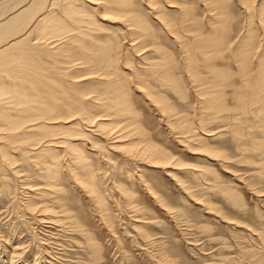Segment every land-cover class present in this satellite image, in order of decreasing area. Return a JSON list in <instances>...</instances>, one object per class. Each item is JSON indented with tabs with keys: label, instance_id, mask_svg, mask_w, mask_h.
<instances>
[{
	"label": "rangeland",
	"instance_id": "374dc122",
	"mask_svg": "<svg viewBox=\"0 0 264 264\" xmlns=\"http://www.w3.org/2000/svg\"><path fill=\"white\" fill-rule=\"evenodd\" d=\"M130 2L133 10L148 20L153 30L152 37L143 42L131 34L138 30L135 26L124 23L123 18L112 20L113 18H109L110 14L103 13V4H108L105 0H41L36 11L32 10L30 16L28 15L29 25L32 26L34 23L31 22L41 19L42 13L47 10L49 14L52 11V15L66 26L63 30L54 28L46 34L36 30L28 35L25 52L39 63L38 70L35 67H20L16 62L9 65L12 69L9 66L0 68V87L4 91L8 88L6 92L9 93L2 97L0 95V113H7L12 117L19 113L18 108L22 105L19 106L14 101L21 97L20 92H25L26 96L30 93L28 85L33 81L32 73L36 74L35 71L42 76L40 81L34 79L39 81V91H55L58 94L64 91L65 94L63 92L59 97L65 100L73 98L80 103H92L89 108L96 103L95 106L104 104V88H113L102 87V93L98 86H106L107 81L109 85H113L112 82L115 81V86L123 88L129 105L136 112L137 116L133 119H137L135 122L132 119L133 123L139 124L135 125L139 130H133L130 136H125L126 139H132L133 143L138 140L142 143L141 146L151 142L171 156L169 160L172 163L167 166L156 165L146 158L136 156L134 147L132 150L125 148V145H131L128 141L117 139L113 142L109 137L107 140L102 132L103 127L80 120L81 114H77L79 119L75 117L73 122L64 125L70 126L77 122L71 125L76 134L72 131L74 135L69 137V142L77 148L84 165L76 164L74 153L66 146L68 136L56 135L59 139L55 138L51 142L59 162L54 180L49 179L45 167L52 163L50 157L45 156L43 159L36 154L33 149L35 145L28 147L19 141L13 143L11 140L9 143V138H1L0 148L8 155L11 154V158L9 156L5 163L0 156V264H264V111L259 112V108H264V103L254 104L258 106L257 109L255 106H247L244 115L241 112L244 113L245 109L234 97L243 84L241 64L239 65L235 53L238 45H241V39L247 36L248 21L252 24L250 30L257 32V39L260 38L263 42L261 24L254 8L248 11L240 0H228L225 13L227 16L230 14V23L226 30H221L217 26L222 20L218 24L219 19L216 16L219 10L212 0H155L163 12H167L165 15H169L172 24L174 23L172 27L167 24L171 28L169 29L164 18L157 15L148 0ZM27 3L25 0H0V21L7 19ZM68 6L72 11L71 15L64 9ZM210 6L214 9H210ZM74 9H79V14L85 11L83 18ZM73 12L75 17H71ZM226 14L218 17L221 19ZM187 16L192 18H185ZM213 17L217 19L216 24ZM188 26L194 28L190 29ZM217 30L218 34L225 33L221 47L215 49L210 46L211 53H201L199 43L211 35H217L214 32ZM44 35L46 40L42 39ZM15 36L16 34H11L2 42L0 40V49ZM100 38L104 45L99 41ZM94 42L97 43L96 46L110 48L105 47V52L108 54V63L115 60L113 66H104L105 70L95 63L96 57H92L95 52V44H92ZM81 45L88 48L90 53L87 50L86 52L91 55V59H84L80 55L83 51ZM184 49H191V52L194 50L193 60L197 65L195 69L202 80H216L212 71L222 70L217 75V81H223L224 86L227 84L225 81H229L228 86L225 88L221 82H217V86L219 85L220 95L223 93L222 104L225 102L223 106H226L224 110L228 109L225 111L227 114L221 111L223 116L218 113L213 118L209 109L204 108L208 95H202L203 87L191 77L189 71H185L188 60ZM250 49L248 55L250 57L252 53L253 56L247 60V69L253 80L258 57L255 56L256 48L253 49L254 52ZM2 50L13 53L10 47ZM166 55L172 59L171 75L178 80V86H173L154 72L157 64L164 61ZM208 60H211L213 68L210 66L206 70L205 61ZM91 67L95 70L98 68V71ZM224 72L227 77L225 74L221 75ZM137 76L145 79L144 85L139 84L141 82L136 79ZM44 77L51 80L47 82ZM17 78L29 84L26 82V85ZM10 84L18 88L15 90ZM147 88L153 89L166 103L157 102L147 93ZM14 91H17V95H14ZM246 93L249 95L248 91ZM232 101L237 102L236 105ZM95 106L92 108L94 112ZM162 106H167L170 110H162ZM6 109H9L8 112H5ZM107 118L109 117L105 118L107 122L113 120L111 117L109 120ZM116 119H119L120 124L130 121L132 125L126 127L134 125L131 119L121 121L118 117L112 123ZM0 127H6L2 119ZM1 128L2 133L4 129ZM83 167H89L92 173V181L98 189L102 209L86 188L82 185L81 187L75 179V173H85Z\"/></svg>",
	"mask_w": 264,
	"mask_h": 264
},
{
	"label": "bare ground",
	"instance_id": "6f19581e",
	"mask_svg": "<svg viewBox=\"0 0 264 264\" xmlns=\"http://www.w3.org/2000/svg\"><path fill=\"white\" fill-rule=\"evenodd\" d=\"M54 1V0H53ZM147 1V0H146ZM159 1V0H158ZM174 1V0H173ZM176 1H178V0H176ZM212 1H214V4H215V6L218 8V12H217V15L218 16H221L222 14L223 15H225L226 13L225 12H227V3H228V0H212ZM254 1H256V0H240V2H243V4L246 6V8H247V10L248 11H250V10H252L253 8H254V11L256 12V15H257V18H258V20H259V22H260V24H261V30H262V37H263V42H261V40H260V38L259 39H257V37H256V33L257 32H255L254 33V30L253 29H251L250 30V26H251V28H252V24L248 21L247 22V30H248V32L246 33L247 34V36L246 37H244L243 39H241L242 40V42H241V40L239 41V42H241V45H238V47L236 48V53L235 52H233V53H235L236 54V59L238 60V62H240L239 63V65L241 66L240 67V74H241V77H242V88L240 89L239 88V91H236V96H234L237 100H239L238 102H240L239 104L245 109V111H244V113H243V108L241 109V113L242 114H244L245 115V112H246V107L248 106H255L254 104H259V103H264V0H259V2H258V0L256 1V2H258L259 4H256V2H254ZM22 2V1H21ZM25 2L27 3V0H25ZM68 2V1H67ZM106 2H108V4H103V7H102V9H103V13H107V14H110V16H109V18H113L112 20H114V18H123V21H124V23H126L127 22V24L128 25H132V26H135V28H137L138 30L136 31V32H134L133 30V33H131V34H133V35H136L137 37H139L140 38V41L141 42H143V41H145L146 39H148V38H151L152 37V27L149 25V23L147 22L148 20H146L144 17H142L141 15H139L138 14V12L136 13L134 10H133V8H132V4H131V2H130V0H105V3ZM148 2L150 3V5L152 4L153 5V7L152 8H154L155 10H156V13H157V15L159 16V17H163L164 18V20H165V22H166V25L168 24L169 26H173V24H172V22H171V18L170 17H168V16H166L165 14L167 13H164L163 12V10H162V7L158 4V3H156L155 2V0H148ZM166 2V1H165ZM164 2V3H165ZM181 2V1H180ZM211 2V1H210ZM65 3H66V1H65ZM103 3V2H102ZM160 3V2H159ZM179 3V2H178ZM184 3V2H183ZM208 3V2H207ZM206 3V4H207ZM68 4V3H67ZM70 4V3H69ZM68 4V5H69ZM171 4V3H170ZM186 4V3H185ZM205 4V3H204ZM39 5H41V0H29V2L27 3V4H25V5H23V6H20L19 8H18V10H16V12H14L13 14H11L7 19H5V20H3V21H0V40H1V42H2V40H5V38H7L9 35H11V34H16V36L11 40V41H9L8 43H7V45L5 46V47H10V48H12V51H13V53H6L5 51L6 50H2V49H4L5 47H3L2 49H0V68H2V69H5V68H7L9 65H11V63H13V62H16V63H18L19 64V66L20 67H29V69H34V67L38 70L39 69V63L37 64L34 60H33V58L30 56V55H28L26 52H25V49H26V45H27V42H26V39H27V37H28V35L30 34V33H32L33 31H36V30H40L41 32H43L44 34H46L47 32H49V31H52V30H50V29H53L54 30V28H55V30H57V29H59V30H63L64 29V27L66 26H64V25H62V23H60V21L54 16V14L52 15V11L50 12V14L49 13H47L48 11L46 10L45 11V13L43 14L42 13V18L41 19H39L38 18V21H36V22H31L33 25L32 26H30L29 25V23H28V15L30 16V13L32 12V10H33V12H34V10L36 11V9L38 8V6ZM53 5V4H52ZM105 5V6H104ZM161 5H162V3H161ZM181 5V4H180ZM187 5V4H186ZM66 6V5H65ZM64 6V7H65ZM72 5H70V7H71ZM183 6L184 7H186L184 4H183ZM188 6V5H187ZM213 6V5H212ZM212 6H210V9H211V7ZM70 7L68 6L67 8H64V9H67V11L69 12V14L72 12L71 10H70ZM72 7H74L75 8V6H72ZM180 7V6H179ZM205 7V6H204ZM82 8V7H81ZM80 8V9H81ZM213 8V7H212ZM45 9V8H44ZM73 9V8H72ZM180 9H182V8H180ZM184 9V8H183ZM182 9V10H183ZM191 9V8H190ZM214 9V8H213ZM226 9V10H225ZM76 9H74V11H75ZM77 10H79V9H77ZM75 11V13L76 12H78V14H79V11ZM83 10V9H82ZM153 10V9H152ZM164 10H165V8H164ZM189 11V10H188ZM81 12V11H80ZM83 13L85 12V11H82ZM154 12V11H153ZM187 12V11H186ZM191 12V11H190ZM214 12H215V10H214ZM83 13H81V14H79L80 15V17L81 18H83V16L84 15H82ZM182 13V12H181ZM184 13V12H183ZM182 13V14H183ZM213 13V12H212ZM65 14H67L66 13V11H65ZM69 14H67V15H69ZM78 14H76L77 16H78ZM189 14V13H188ZM32 15V14H31ZM41 15V14H40ZM71 15V14H70ZM69 15V16H70ZM82 15V16H81ZM184 15H185V13H184ZM183 15V16H184ZM189 15H191V13L189 14ZM213 15V14H212ZM216 15V14H215ZM230 15V14H229ZM227 16V14H226V16H223L221 19H220V17H218V16H216L217 17V19H219L218 21V24L220 23V20H222L221 21V23H220V25L219 26H217V29H218V27L219 28H221V30L222 29H224V30H226L227 29V26L229 25V20H230V16ZM38 16V15H37ZM36 16V17H37ZM74 16V12H73V14H72V16L71 17H73ZM34 17V16H33ZM71 17H70V19H71ZM75 17V16H74ZM79 16H78V18H80ZM189 16H187V17H185V18H188ZM196 17V16H195ZM216 17H213V20H214V18H215V24L217 23L216 22ZM170 18V19H169ZM181 18V17H180ZM184 18V19H185ZM190 18V17H189ZM192 18V17H191ZM190 18V19H191ZM30 19V18H29ZM209 19V18H208ZM72 20L74 21V19L72 18ZM81 20V19H80ZM80 20H78V21H80ZM186 21H187V19H185ZM196 20V19H195ZM200 20V19H199ZM203 20V19H202ZM202 20H200V21H202ZM210 20V19H209ZM208 20V21H209ZM212 20V19H211ZM210 20V21H211ZM232 20V19H231ZM32 21V20H31ZM75 21H77V19H75ZM115 21H117L116 19H115ZM180 21V20H179ZM183 21V20H182ZM81 23H82V21H80ZM80 22H76V24L77 23H80ZM83 22H84V20H83ZM184 22V21H183ZM188 22H190V21H188ZM191 22H193V20L191 21ZM86 23H88V22H86ZM194 23V22H193ZM198 23V22H197ZM254 23V22H253ZM64 24V23H63ZM186 24V23H185ZM188 24V23H187ZM195 24V23H194ZM194 24H193V26H194ZM208 24V23H207ZM214 24V23H213ZM167 25V26H168ZM190 25V24H189ZM192 25V24H191ZM255 25V24H254ZM168 26V27H169ZM175 26H176V24H175ZM193 26H191V27H193ZM200 26V25H199ZM57 27V28H56ZM185 27H187V26H185ZM184 27V28H185ZM188 27H190V26H188ZM191 27H190V29H191ZM195 27H196V25H195ZM212 27H213V25H212ZM211 27V28H212ZM216 27V26H215ZM27 28V29H26ZM181 28V27H180ZM194 28V27H193ZM197 28V27H196ZM195 28V29H196ZM210 28V29H211ZM169 29H171L170 27H169ZM199 29V28H198ZM202 29V28H201ZM241 29V28H240ZM254 29H255V27H254ZM58 30V31H59ZM188 29H186V31H187ZM220 30V32H222ZM253 30V31H252ZM193 31V30H192ZM203 31V30H202ZM174 32H177V30H174ZM188 32V31H187ZM189 32H191V31H189ZM194 32H195V30H194ZM196 32H198V31H196ZM200 32H201V30H200ZM217 35H215L214 37H206L207 39L206 40H203L201 43H199L200 44V46L198 47V48H200V50L199 51H201V53H204V54H207V53H211L210 52V49H209V47L210 46H213L215 49L218 47V46H220L221 47V45L223 44V42H224V39H223V37H224V35H225V33H223L222 35L221 34H218V30L217 31H214ZM204 33H205V31H204ZM208 33V32H207ZM211 33H212V31H211ZM130 34V35H131ZM191 34V33H190ZM199 34V33H198ZM201 34V33H200ZM213 34V33H212ZM227 34H228V32H227ZM226 34V35H227ZM37 35V34H36ZM80 35V34H79ZM87 35V34H86ZM204 35V34H203ZM205 35H206V33H205ZM214 35V34H213ZM82 36L83 37H85L84 36V34H82ZM89 36V35H88ZM154 36V35H153ZM193 36H195V35H193ZM202 36V35H201ZM201 36L199 37V38H201ZM242 36V35H241ZM180 37V36H179ZM258 37H259V35H258ZM45 38V39H44ZM48 38V37H47ZM108 38V37H107ZM183 38V37H182ZM196 38V37H195ZM198 38V37H197ZM228 38H229V36H228ZM242 38V37H241ZM32 39V38H31ZM30 39V40H31ZM37 39V38H36ZM42 39L43 40H46V37H45V35L44 36H42ZM86 39V38H85ZM88 39H89V37H88ZM136 39V38H135ZM237 39H239V37L237 38ZM236 39V40H237ZM262 39V38H261ZM74 40H75V37H74ZM108 40V39H107ZM112 40V39H111ZM179 40V39H178ZM35 41V40H34ZM57 41V40H56ZM77 41L79 42V40L77 39ZM94 41H96V40H94ZM99 41H101V38H100V40ZM105 41V40H104ZM182 41V40H181ZM38 42V41H37ZM36 42V43H37ZM97 43H98V41H96ZM102 42V41H101ZM109 42V41H108ZM232 42V41H231ZM235 42V41H234ZM29 43V42H28ZM46 43V42H45ZM76 43V42H75ZM96 43V44H97ZM190 43H191V40H190ZM230 43V42H229ZM238 43V42H237ZM31 44H32V42H31ZM31 44L29 45V46H31ZM41 44V43H40ZM88 44V43H87ZM92 44H95V42L94 43H92ZM96 44H95V48L94 47H92V48H94L93 49V54H94V56H92V57H96V59H94V60H97L95 63H97L99 66H101L102 67V69H105V68H103L104 66H107V65H109L110 67L111 66H113L114 64H115V60L113 61V60H109L110 62L108 63L107 61V57H108V54H107V52H105L108 48H107V46H105L107 49L105 50V47L103 48V42H102V47H101V45H97L96 46ZM100 44V43H99ZM192 44V43H191ZM190 44V45H191ZM194 44V43H193ZM198 44V43H197ZM198 44V45H199ZM239 44V43H238ZM89 45V48H90V44H88ZM106 45H107V43H106ZM182 45H183V43H182ZM186 44H184V46H185ZM189 45V44H188ZM195 46L194 47H196V44H194ZM228 45V44H227ZM226 46V45H225ZM81 47H83V45H81ZM80 47V48H81ZM189 47V46H188ZM219 47V48H220ZM224 47V46H223ZM226 47H229V46H226ZM225 47V48H226ZM245 47H248V48H245ZM29 48V47H28ZM190 48V47H189ZM252 50H251V49ZM254 48H256V51H255V56L257 55V57H258V66H257V71L255 72L256 74V76H255V78L253 79V80H251V77L248 75V67H247V60H248V58H250L251 56H253V54L251 53V55H250V57H249V49L251 50V52L253 51V49ZM91 49V48H90ZM89 49V50H90ZM110 49V48H109ZM186 49V48H185ZM185 49H184V51H185ZM188 49V48H187ZM234 49V48H233ZM81 50H83L82 51V53L80 54L82 57H84V59L86 58H88V59H91L90 58V54H87V52H89L88 51V48H86L85 46L83 47V48H81ZM86 50H87V52H86ZM28 51V50H27ZM92 51V50H91ZM109 51H111V50H108V52ZM190 51V52H189ZM194 51V50H193ZM193 51L191 52V49H189L188 51H185V52H187L186 53V60H188L187 61V64H186V67H185V69H187V70H185V71H189L190 72V74H192V76L191 77H194V79L198 82V84H200V86L201 87H203L202 88V91H201V93H202V95H204L205 97H206V95H208L207 96V101H206V103L204 104V108H208L209 109V112H210V114H211V116L213 117V118H215V117H217L216 115L219 113L220 114V112L222 111H224V114H227V113H225V111H227V110H224L225 108L224 107H226V106H223V104L225 103V102H223V104H222V94L220 95V90H219V85L217 86V84L219 83V82H221V81H217V75L218 74H220V72L222 71H215V70H217V69H215V70H213L212 71V73H213V75H214V77H216V80L215 79H210V81L208 80H205V79H203L202 80V78H200L201 76L198 74V72H197V70L195 69V65L196 64H194L195 62H194V60H193ZM196 51V50H195ZM212 51H214L213 49H212ZM220 51V50H219ZM224 51V50H223ZM52 52H53V49H52ZM254 52V51H253ZM48 53V52H47ZM90 53V52H89ZM222 53V52H221ZM92 54V53H91ZM92 54V55H93ZM196 54V53H195ZM214 54V53H213ZM232 54V53H231ZM184 55V54H183ZM200 55V54H199ZM208 55V54H207ZM212 55V54H211ZM111 56H112V54H111ZM215 56V55H214ZM218 56V55H217ZM185 57V56H184ZM198 57H200V56H198ZM197 57V58H198ZM80 59V58H79ZM115 59V58H114ZM200 59L202 60V58L200 57ZM213 59V58H212ZM211 59V60H212ZM186 60H185V62H186ZM203 60H204V58H203ZM211 60H208V61H205L206 62V64L207 65H209V66H206V64H205V67L204 68H206V70H207V67L208 68H210V66L212 67V62H211ZM214 60V59H213ZM212 60V61H213ZM216 60V59H215ZM214 60V61H215ZM234 60V59H233ZM250 60H252V59H250ZM255 60V59H254ZM90 61V60H89ZM196 61V60H195ZM43 63V62H42ZM235 63V62H234ZM236 63H237V61H236ZM235 63V64H236ZM17 64V65H18ZM93 64H94V62H93ZM92 64V65H93ZM171 64H172V59L169 57V55H166V56H164V61H162V62H160V63H158L157 64V67L155 68V70H154V72H155V74H157V75H159V77H163L164 79H167L173 86H178L179 85V82H178V80L176 79V77L174 76H172L171 75V73H172V70H171ZM198 64V63H197ZM43 65V64H42ZM41 65V66H42ZM45 65H46V63H45ZM91 65V66H92ZM202 65H204V64H202ZM250 65V64H249ZM18 66V67H19ZM109 66H107V67H109ZM153 66V65H152ZM197 66V65H196ZM254 66H255V64H254ZM10 67V69H12L11 68V66H9ZM16 67V66H15ZM94 68H95V66H93ZM116 67V66H115ZM115 67H114V69H115ZM256 67V66H255ZM254 67V68H255ZM44 68V67H43ZM92 68V67H91ZM94 68H92V70L94 69ZM183 68H184V66H183ZM197 68V67H196ZM200 68V67H199ZM198 68V69H199ZM213 68V67H212ZM212 68H211V70H212ZM9 69V70H10ZM17 69V68H16ZM26 69V68H25ZM102 69H101V71H102ZM218 69H219V67H218ZM256 69V68H255ZM23 70V69H22ZM95 70V69H94ZM106 70V69H105ZM105 70H103V71H105ZM109 70H110V68H109ZM112 70V69H111ZM226 70V72H228L227 71V69H225ZM16 71V70H15ZM21 71V70H20ZM27 71V70H26ZM32 71V70H31ZM91 70H89V72H90ZM95 71H98V68H97V70H95ZM100 71V70H99ZM100 71V72H101ZM115 71V70H114ZM171 71V72H170ZM199 71V70H198ZM3 72H5V71H3ZM18 72H19V70H18ZM24 71H21V73H23ZM36 72V74L38 75H36L35 73H32L33 75H34V78H32V82L29 84L27 81V83L29 84L28 86H29V88L31 89V91H30V93L28 94V95H31V96H26L23 92H20L21 94H19L21 97H18L17 99L16 98H14V99H16L14 102H18L19 104V106L20 105H22V106H20L19 108H18V111H19V113H17V115L15 116V117H12V116H10V115H8L7 113H0V120L2 119V121H4L5 122V124H6V127L4 128V127H0L4 132H0V139L1 138H6V139H8L7 140V142L9 141V143H11V140H12V142L14 143L15 141H19V142H21V143H23L24 145H28V147H30V146H34L35 145V147L33 148L34 150H36V154H39L40 156H42V158L44 159V157L45 156H48V157H50V159L52 160H50V162H52L51 164H48V165H46L45 167H47V173H48V175H49V179L51 178V179H55L56 177V174H57V172H58V169H57V167L58 166H56L57 164H59V162H57L58 161V155L56 154V150H54V148L53 147H51V146H53L52 145V140H55V138H58L59 136H56V135H63V134H65V135H67L68 136V138L71 136V135H74V134H76V132L73 130V128L71 127V125H74L75 123H77V122H75V123H73V124H71L70 126H65L64 124L65 123H68V122H70V121H72V119H75V117H77L78 119H79V116L78 115H80V120H84L86 123H89V124H95V126H97V127H103V130H102V132H104L105 133V138L107 137V140H109V139H111L113 142L114 141H116L117 139H121V141H128L127 139H126V137L125 136H130L129 134H131L132 133V131L133 130H139V127H136L135 125H138L139 126V124L138 123H133V121H132V119L134 118V117H136L137 115H135V113L136 112H134V110H132V108H131V106L129 105V101H127V95L125 94V91L123 90V88L121 87V86H119V87H121V89L119 88V87H116L115 86V81L114 82H112V81H110V82H112L113 83V85H109V83H108V81L107 82H105V83H107V84H105L106 86H98V87H101V91H102V87H108V86H113V88L111 89V90H109L108 88L106 89V88H104L105 89V92H104V94L106 95V97H104L103 99H105L104 101H103V99H101L102 101H103V103L104 104H100L99 103V105L98 106H95L96 107V109H95V112H94V110L92 109L93 107L91 106L90 108H89V105H93L92 103H90L89 104V102L88 103H86V101H85V103H80V102H76L73 98H69V99H67V100H65L64 98H61V97H59V94L61 95V94H63V92H61L60 91V93L58 94L57 92H55V91H47V90H44V91H39V88H40V84L38 83L40 80V78H42V76L40 77L39 76V73L37 72V71H35ZM42 72V71H41ZM106 72V71H105ZM111 72V71H110ZM133 72H136V71H133ZM188 72V73H189ZM207 72H209V71H207ZM11 73H12V71H11ZM10 73V74H11ZM43 73V72H42ZM44 73H46V72H44ZM99 73V72H98ZM103 73V72H102ZM24 75H25V73H23ZM91 74H93V73H91ZM96 74H97V72H96ZM222 74H225V72L224 73H221V75ZM13 75V74H12ZM19 75V74H18ZM47 75V74H46ZM105 76H107V75H109V74H104ZM103 75V76H104ZM209 75V74H208ZM8 76V75H7ZM23 76V75H22ZM44 76H45V74H44ZM49 76V75H48ZM90 76H92V75H90ZM200 76V77H199ZM212 76V75H211ZM223 76V75H222ZM225 76H226V74H225ZM234 76V75H233ZM232 76V77H233ZM13 77L14 76H12V79H13ZM87 77V76H86ZM88 77H89V75H88ZM208 77H210V75L208 76ZM213 76H212V78H214ZM227 77V76H226ZM225 77V78H226ZM230 77V76H229ZM8 78H10L9 76H8ZM45 79L47 78V77H44ZM204 78H205V76H204ZM231 78V77H230ZM240 78V77H239ZM12 79H10V80H12ZM17 79H20V78H17ZM16 79V80H17ZM34 79H36V80H39V81H36V80H34ZM136 79H138V80H140V82L141 83H139V84H141V85H144V80L145 79H143L141 76H140V79H139V76H137V78ZM160 79V78H159ZM222 79H223V77H222ZM20 80H22V81H24L25 82V80H23V79H20ZM19 80V81H20ZM42 80H44V79H42ZM47 80V79H46ZM49 80V79H48ZM48 80H47V82H48ZM51 80V79H50ZM49 80V81H50ZM111 80H112V78H111ZM160 80H162V78L160 79ZM219 80H220V77H219ZM224 80H226V79H224ZM227 80H229V78H227ZM241 80V79H240ZM14 81V80H13ZM163 81V80H162ZM180 81V80H179ZM192 81H193V79H192ZM231 81V80H230ZM21 82V81H20ZM25 82V83H26ZM45 82V81H44ZM119 82V81H118ZM218 82V83H217ZM229 82V81H228ZM228 82H226L225 81V83H227L228 84ZM19 83V82H18ZM17 83V84H18ZM24 83V84H25ZM27 83H26V85H27ZM51 83V82H50ZM103 83V82H102ZM222 83V85H223V81L221 82ZM220 83V84H221ZM53 83H51V85H52ZM227 84H225V86H228ZM231 84H233L232 82H231ZM11 85V84H10ZM99 85V84H98ZM104 85V84H103ZM222 85H221V87H222ZM27 86V87H28ZM42 86V85H41ZM95 86V85H94ZM97 86V85H96ZM118 86V85H117ZM199 86V87H200ZM224 86V85H223ZM224 86V87H225ZM229 86H230V84H229ZM3 87V86H2ZM7 87V86H6ZM10 87V86H9ZM11 87H13L14 88V86H12L11 85ZM10 87V88H11ZM44 87V86H43ZM218 87V88H217ZM221 87H220V89H221ZM231 87H232V85H231ZM235 87V86H234ZM18 88V87H17ZM17 88H14L15 90L17 89ZM110 88V87H109ZM198 88V87H197ZM223 88V87H222ZM226 88V87H225ZM228 88V87H227ZM230 88V87H229ZM8 89V88H7ZM6 89V90H7ZM127 89V88H126ZM125 89V90H126ZM232 89V88H231ZM234 89V88H233ZM6 90L4 91L1 87H0V95H1V97L3 96V95H5L6 96V94H9V93H7L6 92ZM19 90H20V88H19ZM22 90V89H21ZM24 91V90H23ZM127 91V90H126ZM222 91V90H221ZM249 92V95H247V93L246 92ZM12 92H13V89H12ZM17 93V91H14V95H17L16 93ZM180 92H181V90H180ZM19 93V92H18ZM102 93H103V91H102ZM101 93V94H102ZM147 93L149 94V95H151V96H153L154 98H155V100L157 101V102H164V104L166 103L163 99V97H160L156 92H154V90L153 89H148L147 88ZM229 93H231L230 92V90H229ZM64 94H65V92H64ZM226 94H228V93H226ZM231 94H233V92L231 93ZM76 95V94H75ZM81 95V94H80ZM100 95V94H99ZM228 95H230V94H228ZM228 95H225L224 94V96H228ZM246 95H247V97H246ZM4 96V97H5ZM11 96H13V94L11 95ZM85 96V95H84ZM84 96H82V97H84ZM9 97V96H8ZM14 97V96H13ZM17 97V96H16ZM95 97H96V95H95ZM230 97V96H229ZM93 98H94V96H93ZM96 98H98V97H96ZM232 98H233V96H232ZM7 99V98H6ZM9 99V98H8ZM203 99V98H202ZM224 99V101H226L225 100V98H223ZM11 100V99H10ZM91 100V99H90ZM94 100V99H93ZM92 100V101H93ZM97 100V99H96ZM100 100V101H101ZM231 100H233V99H231ZM2 101V100H1ZM12 101V102H13ZM98 102H99V100H97ZM11 102V101H10ZM205 102V101H204ZM233 102V101H232ZM1 103V102H0ZM4 103V102H3ZM8 103V102H7ZM235 105H236V103L235 102H233ZM5 104V103H4ZM201 104V103H200ZM1 105V104H0ZM3 105V104H2ZM259 105H261V104H259ZM5 106V105H4ZM239 106V105H238ZM17 107V106H16ZM256 107V106H255ZM258 107V106H257ZM257 107L255 108V109H257ZM262 107V106H261ZM15 108V107H14ZM164 109H166V110H170V108L169 107H167V106H162V110H164ZM238 109V108H237ZM239 109V110H240ZM255 109H253V110H255ZM3 110V109H2ZM7 110V109H6ZM5 110V112H8V110L6 111ZM230 110V109H229ZM247 110H248V108H247ZM250 110H252V109H249V111ZM260 111H264V108H259V112ZM16 112H17V110H16ZM96 112H100L101 114H98V115H96L97 113ZM255 112H257V111H255ZM258 112V113H259ZM12 113V112H11ZM13 113H15V112H13ZM96 113V114H95ZM254 113V112H253ZM252 113V114H253ZM260 113H262V112H260ZM264 113V112H263ZM78 114V115H77ZM222 114V113H221ZM220 114V115H221ZM238 114V113H237ZM250 114V113H249ZM257 114V113H256ZM255 114V115H256ZM11 115H13V114H11ZM208 115H209V113H208ZM243 115V116H244ZM258 115V114H257ZM72 116H74V117H72ZM112 116H115V117H118V118H120V120L121 121H124V120H130L131 119V123H133L134 125L131 127H126V126H128V125H132V124H130L129 122L128 123H123V124H120L119 123V119L117 120H115V122L114 123H112V121L114 120V118H112ZM221 116H223V115H221ZM225 116L226 115H224V118H225ZM242 116V117H243ZM247 116H250V115H247ZM253 116H254V114H253ZM259 116V115H258ZM106 117H111L113 120L111 121V122H107L106 121V119L105 118ZM211 117V118H212ZM219 117V116H218ZM228 117V116H227ZM239 117V116H238ZM240 117H241V115H240ZM109 118H107V120H109ZM110 118V119H111ZM210 118V117H209ZM223 118V117H222ZM221 118V120H223ZM245 118V117H244ZM255 118V117H254ZM256 118H258V117H256ZM135 119H137V118H135ZM135 119H133L134 120V122H135ZM241 119V118H240ZM263 119V118H262ZM261 119V120H262ZM220 120V119H219ZM239 119H237V121H238ZM226 121V120H225ZM228 121V120H227ZM253 121H254V119H253ZM259 121H260V119H259ZM263 121H264V119H263ZM263 121H262V123H263ZM73 122V121H72ZM137 122V121H136ZM241 122H242V120H241ZM245 122V121H244ZM256 122H257V119H256ZM261 122V121H260ZM52 123H58V125H51ZM227 123V122H226ZM240 123V122H239ZM255 123V122H254ZM121 126H120V125ZM3 126H4V124H3ZM94 126V125H93ZM258 126H260V123H259V125ZM136 127V128H135ZM234 127H236V126H234ZM257 128V127H256ZM259 128V127H258ZM262 128V127H261ZM114 129H116V130H114ZM72 131H74V134L72 133ZM113 131H115V132H113ZM144 131V130H143ZM142 131V132H143ZM208 131H211V130H208ZM262 131V130H261ZM65 132H67V133H65ZM119 134H118V133ZM134 132V131H133ZM138 132V131H137ZM140 132V131H139ZM141 132V133H142ZM240 132V131H239ZM238 132V133H239ZM263 133V132H262ZM188 134H190V136H191V133H188ZM248 134H250V133H248ZM104 135V134H103ZM136 135H138L139 136V134H136ZM135 135V136H136ZM189 136V137H190ZM194 136V135H193ZM237 136V135H236ZM243 136V135H242ZM251 136V135H250ZM63 137H65V136H63ZM104 137V136H103ZM108 137H109V139H108ZM252 137V136H251ZM140 137H138V139H139ZM147 138V137H146ZM195 138H197L196 136H195ZM59 139V138H58ZM58 139L56 140V141H58ZM137 139V138H136ZM198 139V138H197ZM243 139V138H242ZM61 140V139H60ZM67 140V139H66ZM146 140V139H145ZM178 140V139H177ZM201 140V139H200ZM237 140V139H236ZM241 140V139H240ZM255 140V139H254ZM56 141H55V144H56ZM62 141V140H61ZM70 141V138H69V140H67V143L65 142V144H66V146L68 147V149H69V151L74 155V158H75V162H76V164L78 165V166H83L84 165V163L82 162V157H81V155L79 154V152L77 151V148L74 146V144L73 143H71V142H69ZM120 141V140H119ZM133 140L131 139V141H130V139H129V144H131L130 146L129 145H125V148H130L131 150L133 149V147L135 148V153H136V156H140L142 159H144V158H146V159H148L149 161H150V163H153V164H156V165H164V166H167L168 164H170V163H172L170 160H169V158H171V156H169L165 151H163V150H161L160 148H158L156 145H154V144H152L151 142H149V143H146V145H144V146H141V144L138 142V140H137V142H132ZM147 141V140H146ZM259 141V140H258ZM263 141H264V139H263ZM58 142H60V141H58ZM57 142V143H58ZM16 143H18V142H16ZM15 143V144H16ZM21 143H18V144H20L21 145ZM63 144H64V141L62 142ZM61 143V144H62ZM240 143V142H239ZM138 144H140V145H138ZM19 145V146H20ZM23 145V146H24ZM26 145V146H27ZM39 145V146H38ZM22 146V145H21ZM22 146V147H23ZM117 147H119V146H117ZM124 147V146H123ZM208 147V146H207ZM19 148H21V147H19ZM124 148V149H125ZM138 148V149H137ZM187 148V147H186ZM22 149V148H21ZM130 149H129V151H130ZM27 151H25L24 153H26ZM30 152V151H29ZM133 152V151H132ZM0 156H2V159L5 161V163L9 160V156L11 155H8L4 150H2V148H0ZM34 154V153H33ZM25 155H27V153L25 154ZM135 155V154H134ZM217 156V155H216ZM10 158H11V156H10ZM219 158V157H218ZM42 159V160H43ZM39 160V159H38ZM41 161V160H40ZM145 161V160H144ZM148 161V162H149ZM41 162H43V161H41ZM46 162V161H45ZM9 163V162H8ZM7 163V164H8ZM45 165V164H44ZM84 168V170H85V173H83V174H76L75 173V179L80 183L79 185L81 186H83V188L85 189L86 188V190H87V192H89V194L90 195H92V199H94V200H96L97 202H95L96 204H98V207H101V209H102V201H101V198H100V196H99V194H98V189H97V187H96V185L94 184V182L92 181V173L90 172V170H89V167L87 168V167H83ZM263 168H264V166H263ZM87 172V173H86ZM204 173H206V172H204ZM47 175V176H48ZM49 182H50V184H51V180H49ZM49 184V183H48ZM51 185H53V184H51ZM50 185V186H51ZM81 186V187H82ZM230 193V192H229ZM230 196V195H229ZM230 197H232V196H230ZM93 200V201H94ZM43 208V207H42ZM41 208V209H42ZM38 210V209H37ZM40 210V209H39ZM44 210V209H43ZM41 211V210H40ZM39 211V212H40ZM38 212V211H37ZM40 217V216H39ZM93 243V242H92ZM91 243V244H92ZM95 246V245H94ZM15 255V254H14ZM38 261H39V259H38ZM1 263V262H0ZM4 264V263H3Z\"/></svg>",
	"mask_w": 264,
	"mask_h": 264
}]
</instances>
